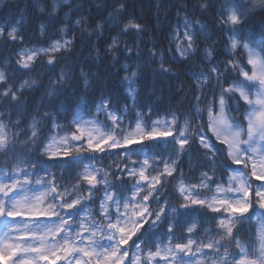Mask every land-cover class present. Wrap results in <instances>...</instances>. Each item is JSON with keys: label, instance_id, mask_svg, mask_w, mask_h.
<instances>
[{"label": "snow or ice", "instance_id": "6c2138e0", "mask_svg": "<svg viewBox=\"0 0 264 264\" xmlns=\"http://www.w3.org/2000/svg\"><path fill=\"white\" fill-rule=\"evenodd\" d=\"M65 4L71 7L72 0H52L50 11L36 5L48 17L47 23L39 24L41 36L51 25L62 24L58 29L60 38L48 41L44 47L24 45L23 17L0 24V42L5 46H21L14 56L0 58V161L5 162L0 167V261L4 264H57V261L60 264H264V225L251 241L239 238L238 227L251 219L247 214L254 208L261 210L259 214L264 218V38L249 41L242 34L251 10L264 11V0H220L214 6L213 24L228 33L231 59L226 61L218 62L214 43L203 50L199 48L200 37L211 38L206 35L208 26L199 20L189 21L185 14L183 28L173 32L175 47L169 51L178 53L183 60L200 55L207 64V68L192 73L196 92L193 114L199 118L206 113V122L185 117L177 127L180 118L171 113L169 117L145 123L146 116H151L152 110L148 109L147 113L137 112L134 127H121L127 106L118 111L110 107L111 98L104 97L95 103L94 112L81 99L70 129L56 124V115L49 112L32 116L25 126V94L42 86L37 69L41 65L54 68L60 59L75 52L74 35L57 19ZM197 7L206 12L213 5L210 0H200ZM125 10V3L120 0L106 21L90 26L88 17L81 15L74 24L89 37L102 36L106 24L115 25L120 33L111 38L105 53L114 55V50L122 44L124 51L131 52L133 47L121 37L135 33L138 38L147 29L134 17L124 18ZM238 49L246 55V64L240 63ZM94 51L99 58V48ZM150 55L159 56L162 72L172 71L166 66L163 53L152 50ZM16 72L25 73L27 78L14 80ZM231 72L238 75L235 78L226 75ZM81 76L84 87L88 88L91 81L83 70ZM136 77V71L124 76L133 106ZM70 79V69L59 71L45 90V97H56L70 88ZM226 80L230 82L226 84ZM210 84L218 90L201 108V97ZM241 107L245 111L235 115ZM101 114L107 122L99 119ZM44 120L50 121V126L58 128L63 135L57 133L47 141L41 139ZM168 137L172 139L167 140ZM136 145L143 146L139 153L133 147ZM35 148L45 160L30 156ZM115 149L123 150L131 165H117L115 178L119 184L110 179L112 172L91 163L97 156L85 155ZM193 151L200 156L197 183H192L190 178L186 182L178 167L182 157L191 160ZM135 154L142 159L131 160ZM84 160L90 162L85 164ZM49 161L79 165V170L65 168L58 180L46 167ZM221 166L228 173L226 182L213 178ZM204 168L208 170L203 171ZM39 171H44L45 176H40ZM124 176L134 182L128 185ZM173 177L178 204H170L167 197L161 199ZM101 190L103 194L96 200L95 194ZM92 203L97 205L95 213L90 207ZM208 213L214 214L210 217L215 225L214 235H209V230L201 225L206 233L204 239L199 235L193 237L191 234L199 222L195 219L189 222L185 217L190 214L204 217ZM162 226L166 239L152 238ZM185 232L187 236L183 235ZM230 247L238 251L230 253Z\"/></svg>", "mask_w": 264, "mask_h": 264}, {"label": "trees", "instance_id": "16d2710c", "mask_svg": "<svg viewBox=\"0 0 264 264\" xmlns=\"http://www.w3.org/2000/svg\"><path fill=\"white\" fill-rule=\"evenodd\" d=\"M42 1L49 6L51 0ZM219 1L210 0L213 7L205 12L197 7L200 0H122L126 8L124 18L134 17L138 22L143 23L147 30L138 38H136L135 33L121 37L133 47V51H124L122 44L119 49L114 50V55H112L106 54L105 48L111 38L120 33L119 27L106 24L102 36L93 34L89 37L87 33L75 26L74 21L81 15L88 17L90 26H94L97 21H106L108 13L120 0H78L74 8H79V11L75 9V15L72 16L73 21L70 22V35L75 37V52L60 59L54 68L41 65L37 69L42 86L25 94L23 106L25 126L32 116H38L42 112L55 113L59 106L64 107L71 114L74 106L79 104L84 96H86L88 103L93 104L99 99L110 97L112 105L119 109L127 106L130 115L137 111L145 112L151 109L155 116H170L171 113H175L180 118L179 122L185 117H192L193 121H196L193 117L194 105L192 103L196 92L190 71L198 67L200 55L193 56L189 60H178L170 54L171 24L178 13L187 14L193 20L208 22L215 31V37H218L219 28L213 24V21L216 16L214 6L218 5ZM21 17L24 21V43L37 46L45 45L59 35L58 29L62 24L57 23L51 25L46 34L41 36L39 24L47 23L48 17L46 13L39 11L34 0L13 1L0 11V22L2 23H10L11 20L16 21ZM57 19L63 21L67 26L64 15L59 14ZM19 47V44L5 46L3 42H0V58L14 56ZM94 48H99L101 53L99 58L96 56ZM152 50L164 54L166 66L171 68V72L165 73L160 70L159 56L150 55ZM126 62L137 65L139 69L135 106H133V102L122 84ZM60 69H66V71L70 69L71 79L69 83L71 87L62 91L61 95L54 98L53 101H46L44 92L49 86L50 80L57 75ZM83 69L93 79L91 91H85L83 81L80 79ZM234 73L231 72L232 77ZM23 78H27L23 72H16L13 76L16 81ZM210 90L211 85L205 90L203 105L209 99ZM15 116L16 113L13 111L14 119ZM48 123V120L43 123V135L46 133ZM23 139L22 135L21 140ZM140 147L136 151L139 152ZM30 156L40 160L46 159L40 155L38 150ZM107 160L108 163L112 164V158L109 157ZM4 166L5 162L0 161V167ZM46 167L56 174L58 180L65 168L69 171L77 169V165L57 164L53 161H49ZM39 173L45 176L44 171H39ZM169 183L166 185L167 187H170ZM174 199H176L175 196ZM177 235L181 234L177 233Z\"/></svg>", "mask_w": 264, "mask_h": 264}, {"label": "rangeland", "instance_id": "374dc122", "mask_svg": "<svg viewBox=\"0 0 264 264\" xmlns=\"http://www.w3.org/2000/svg\"><path fill=\"white\" fill-rule=\"evenodd\" d=\"M11 1H15V0H0V5H1V8L2 7H4L6 4L8 5ZM77 0H72V5H74L75 4V2H76ZM34 2H35V4L37 5V4H39V5H41L42 7H44V8H46V6L45 5H43L42 4V0H34ZM52 3V2H51ZM72 7V6H71ZM71 7L69 6V5H67V4H65V5H63L62 6V8H61V14L62 15H64L65 16V18H66V20H67V28H68V30H69V33H70V21H73V17H72V11H70V9H71ZM47 9V8H46ZM256 11H260L258 8H256V9H252L251 10V12H250V14L248 15V17H247V19L252 15V13H254V12H256ZM59 12V13H60ZM58 13V14H59ZM184 18H185V16L183 15V16H181V15H178L177 16V20H176V22L174 23V25H173V29L174 30H176L178 27L179 28H183V22H184ZM188 19V18H187ZM247 19H246V21H247ZM189 21H192V20H190V19H188ZM245 21V22H246ZM12 22H15L14 20H11L10 21V23H12ZM201 23H204V24H206L207 26H208V29H207V33H206V35L207 36H210L211 38L210 39H205L204 37H201L200 39H201V42H202V44L200 43V49L201 50H203V48L206 46V45H208V44H213L214 43V48H215V53H216V55H217V59H218V62H222V61H226V59H223L222 57H220V58H222V59H219L218 58V53H219V50L221 51V52H223L224 53V55L226 54V55H228V56H230L229 55V50H228V47H227V45H228V33L227 32H224V34H223V36H222V38L220 37V38H218V40H215L214 38H213V30H212V27L210 26V24H208L207 22H201ZM0 24H7V23H0ZM244 26V25H243ZM243 26H242V28H243ZM174 30H173V32H174ZM242 34H243V36L244 37H246L249 41H260L262 38H264V35H259V34H256V32H254L253 30H245L244 32L242 31ZM59 39V38H58ZM25 46H27V47H41V46H37V45H31V44H24ZM174 47H175V45H174V43H173V40H172V37H171V49H174ZM237 52L239 53V56H238V59H239V61H240V63L243 65V64H246V55L243 53V51L242 50H240V49H238L237 50ZM172 53L175 55V56H179V54L178 53H176V52H174V51H172ZM207 65V64H206ZM248 67H250V66H248ZM126 70V73H129V72H131V71H133V69L130 67V66H127V69H125ZM240 79H243V77H240ZM135 81H136V78H135ZM135 83V82H134ZM124 84L128 87V83L124 80ZM134 85V84H133ZM218 90V89H217ZM201 107V106H200ZM86 116V115H85ZM86 117H88V116H86ZM205 117H206V121H207V114L205 115ZM200 120L202 121V123H204V121H203V114L201 115V118H200ZM246 122V121H245ZM55 123L56 124H58V121H55ZM134 124H135V121L134 122H130V123H127L126 125H121V127H125V126H128V127H134ZM58 125H61V124H58ZM64 126V128L65 129H68L67 128V126L64 124L63 125ZM71 126V125H70ZM55 130H57V131H55L54 133H52L51 134V136L52 135H55V134H60V135H63V132H61L58 128L57 129H55ZM115 150H117V149H115ZM114 150H112V152H113ZM109 152H111V150H109L108 152H106V153H89L90 155H94V156H97V157H99L98 156V154H101L102 156H105V155H108L109 154ZM99 159V158H98ZM98 159L97 160H94V161H91V163H96L97 161H98ZM115 160H117L116 162H115V164L116 165H119V166H121V167H123V165H122V163L125 161V159L124 158H120L119 159V156L117 157V156H115ZM196 161H197V158L195 157V155H193L192 156V158H191V160L188 158V163H191L192 165H193V168H197V163H196ZM90 161H88V160H84L83 161V163H85V164H87V163H89ZM218 163V162H217ZM96 165V164H95ZM97 167V166H96ZM203 170V169H202ZM208 169L206 168L205 170H203V171H207ZM195 172H197V175H196V178H199V175H200V171L198 170V168L195 170ZM227 176H228V173L225 171V174H222V173H219V172H217L215 175H214V179H218V181L219 182H226V180H227ZM127 179H129V181L131 182V184L134 182L131 178H129V177H127V176H125ZM185 178H186V182L188 181V178L185 176ZM171 179V178H170ZM169 179V180H170ZM190 179H191V182L192 183H197V181L196 182H194L193 180H192V178L190 177ZM175 183H176V181H174V183H173V185H172V188L174 189L175 188ZM214 187V186H213ZM167 188H165V190H166ZM102 194H103V190H101L99 193H96L95 194V199L96 198H100V196H102ZM177 194V193H176ZM178 196V195H177ZM168 198V200H169V203L170 204H173L172 203V201H171V199L169 198V197H167ZM96 200H98V199H96ZM250 214H252V218L249 220V224H247V222H246V224H247V228H248V230L250 231V234L252 235V236H254V235H256V234H258V232H259V230H260V228H261V226L262 225H264V219L260 216V211L258 210V209H253L252 211H250L249 212ZM253 213H256V215H253ZM212 215H214V214H212ZM193 217V215H191V218ZM194 218H192V220H193ZM206 224H207V227L205 228V229H208L209 230V232H208V234L209 235H214V232L212 231L214 228H215V225H214V223L212 222V221H206ZM188 235V234H187ZM193 237H195L196 235H194V233H192L191 234ZM205 235H206V233H205V231H203V237H205ZM201 239H203L202 238V236H199ZM206 251V250H205ZM0 264H4V262L3 261H0ZM9 264H10V262H9ZM57 264H60V262L59 261H57Z\"/></svg>", "mask_w": 264, "mask_h": 264}]
</instances>
